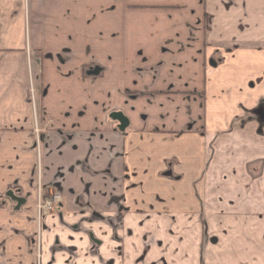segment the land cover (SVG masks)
<instances>
[{
  "label": "crops",
  "instance_id": "1",
  "mask_svg": "<svg viewBox=\"0 0 264 264\" xmlns=\"http://www.w3.org/2000/svg\"><path fill=\"white\" fill-rule=\"evenodd\" d=\"M232 63L264 0H0V264L51 193L40 264H264V66Z\"/></svg>",
  "mask_w": 264,
  "mask_h": 264
},
{
  "label": "rangeland",
  "instance_id": "2",
  "mask_svg": "<svg viewBox=\"0 0 264 264\" xmlns=\"http://www.w3.org/2000/svg\"><path fill=\"white\" fill-rule=\"evenodd\" d=\"M242 64L244 66V69L241 68V66L238 63H232V65L230 67V70L226 74V78L223 79V83L225 84V86L227 87L228 90L232 89V91H235L234 90L235 87L243 85V82L245 81V78H238L240 70L244 71L245 74H246V72H248L250 75H252V77H249L247 79L248 80L247 87L248 86L250 87L252 84L255 85V88L258 87V86H256V82H257L256 80L257 79H253L254 78L253 76L261 71V69L259 67H260V65L264 66V63H261L258 66H255V65L249 64V63H242ZM210 67L213 68L214 70L217 69V67H214L213 65H211ZM263 72H264V69H263ZM242 80H243V82H242V84H240V82ZM198 94L197 95H193V98H200L201 101H203V95L201 93H198ZM189 96H191V95H189ZM133 97L137 98L138 96H133ZM183 97H185L187 99L186 95H183ZM226 99H229V98L227 97ZM260 108H262V107H257L256 108V110H255L256 114H254V116L255 117H259L260 119H262V118H264V111L262 110L263 114L260 115V112H259ZM263 124H264V121H263Z\"/></svg>",
  "mask_w": 264,
  "mask_h": 264
},
{
  "label": "flooded vegetation",
  "instance_id": "3",
  "mask_svg": "<svg viewBox=\"0 0 264 264\" xmlns=\"http://www.w3.org/2000/svg\"><path fill=\"white\" fill-rule=\"evenodd\" d=\"M167 173H170L169 175H171V172H167ZM52 195H57L59 196V199L60 201H57L55 202V204L53 205V207L48 211V213H43V212H39V209H38V205L41 203V199L39 200L38 204H37V222L39 223V226H38V231H37V234H36V239H35V251L37 252V258H38V264H40L39 260H40V250H41V246H40V227H41V218L43 216H47L48 214H50L52 211H55L57 209H59V206L61 205L62 203V197L57 194V193H51L50 194V197ZM43 199V198H42ZM43 201V200H42Z\"/></svg>",
  "mask_w": 264,
  "mask_h": 264
},
{
  "label": "water",
  "instance_id": "4",
  "mask_svg": "<svg viewBox=\"0 0 264 264\" xmlns=\"http://www.w3.org/2000/svg\"><path fill=\"white\" fill-rule=\"evenodd\" d=\"M209 64L215 66V63H212V64L209 63ZM98 71H99V68L98 67H95L94 69L89 70L87 74H89V75H96L98 73ZM110 118L112 120H116L119 123L118 124V128L120 130H122V131L128 125V119L121 112H113V113H111L110 114ZM169 174L170 173H167L166 175H169ZM7 195L10 196L14 200H18V199H16V197H14V195L11 192H8Z\"/></svg>",
  "mask_w": 264,
  "mask_h": 264
},
{
  "label": "built area",
  "instance_id": "5",
  "mask_svg": "<svg viewBox=\"0 0 264 264\" xmlns=\"http://www.w3.org/2000/svg\"><path fill=\"white\" fill-rule=\"evenodd\" d=\"M57 201H60L59 196H57V195H52L51 197L42 201L38 205L39 212L48 213V211L53 207V205Z\"/></svg>",
  "mask_w": 264,
  "mask_h": 264
}]
</instances>
